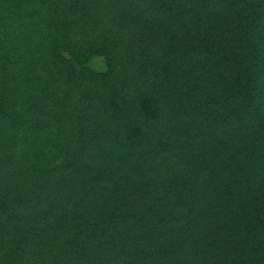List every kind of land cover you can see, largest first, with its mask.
<instances>
[{"label":"trees","instance_id":"16d2710c","mask_svg":"<svg viewBox=\"0 0 264 264\" xmlns=\"http://www.w3.org/2000/svg\"><path fill=\"white\" fill-rule=\"evenodd\" d=\"M0 264H264V0H0Z\"/></svg>","mask_w":264,"mask_h":264},{"label":"rangeland","instance_id":"374dc122","mask_svg":"<svg viewBox=\"0 0 264 264\" xmlns=\"http://www.w3.org/2000/svg\"><path fill=\"white\" fill-rule=\"evenodd\" d=\"M90 66L97 71H102L104 69V61L101 58H96L90 62Z\"/></svg>","mask_w":264,"mask_h":264}]
</instances>
